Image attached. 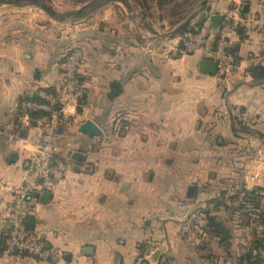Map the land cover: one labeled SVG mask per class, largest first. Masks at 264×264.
Listing matches in <instances>:
<instances>
[{"label": "crops", "instance_id": "obj_1", "mask_svg": "<svg viewBox=\"0 0 264 264\" xmlns=\"http://www.w3.org/2000/svg\"><path fill=\"white\" fill-rule=\"evenodd\" d=\"M154 1L168 13L154 23L146 0L145 29L130 10H95L93 24H69L18 9L19 1L0 5V264H264L255 247L263 226L248 206L214 210V192L241 199L264 186V0H207L192 19L223 15L214 32L231 22L224 73L199 69L211 59L203 51L172 52L178 35L167 34L201 0H183L188 10ZM214 44L213 33L207 48ZM71 46L81 52L84 96L65 103L60 64ZM46 88L66 104L56 137L67 172L39 201L31 229L53 254L2 257L11 192L40 133L21 125L18 104ZM85 119L101 134L79 131ZM203 211L226 235L207 226Z\"/></svg>", "mask_w": 264, "mask_h": 264}, {"label": "built area", "instance_id": "obj_2", "mask_svg": "<svg viewBox=\"0 0 264 264\" xmlns=\"http://www.w3.org/2000/svg\"><path fill=\"white\" fill-rule=\"evenodd\" d=\"M231 25L226 19L214 32L211 14H205L200 21H191L178 34L172 52L182 55L203 51L216 62L217 69L224 73L232 61L227 39ZM213 33L215 44L208 49L207 43ZM80 63L81 52L74 46L69 47L60 64V87L65 103L77 102L84 96L83 85L77 75ZM64 100H60L55 91L46 88L39 90L36 97L24 98L18 104L17 118L21 125H35L40 128V133L35 140L36 148L27 164L24 179L11 192L8 206L11 224L2 238V257L18 252L47 260L53 254L52 245L35 230L29 229L25 220L35 214L40 194L62 182L67 172L66 163L59 155L61 146L56 137L57 124L65 118Z\"/></svg>", "mask_w": 264, "mask_h": 264}, {"label": "rangeland", "instance_id": "obj_3", "mask_svg": "<svg viewBox=\"0 0 264 264\" xmlns=\"http://www.w3.org/2000/svg\"><path fill=\"white\" fill-rule=\"evenodd\" d=\"M41 1H44L45 3L49 4L60 13L77 9L83 4L89 3V8L87 9L88 11H86V13H84L82 16L79 17L65 19L62 21L64 23L70 24L72 22H78L80 19L87 18L86 20L88 21H85L86 24H90V23L93 24L94 21L93 20L89 21V20L91 18H94L95 10H130V15H132V19L134 18V21L130 20L131 22H136L143 29H145L144 26L146 25V0H124V2H121L119 0H41ZM179 1L182 3V5L180 6L177 5L178 8H182V10H188L190 3L182 2L183 0H179ZM98 2H101V4L97 7H94V5L97 4ZM147 2H149L150 5L153 6L151 8L152 14L151 16H149V19L152 20L154 23L159 21L160 14L167 15L168 10H157V8L155 7L156 3L154 0H147ZM125 3H127L128 5H126ZM13 7L14 5H4L3 8H13ZM15 7L23 10H27V9L35 10V12H40L41 14H44V16H48L57 21V18L49 15L47 12L43 11L40 7L32 4L29 0L19 1ZM124 22H127L125 16H124ZM222 191L223 190L219 191L218 193L214 192L216 193L214 199L215 200L217 199L215 205L218 206L214 210L216 214H219L220 216L224 215L225 212L230 211L232 206H237V204L239 203L238 195H232V197L230 196L225 197L223 196L225 194H222ZM236 193L239 194V192ZM260 200H261L260 209L256 212L264 211V196ZM224 203L230 204L231 208H227L229 206L226 207Z\"/></svg>", "mask_w": 264, "mask_h": 264}, {"label": "water", "instance_id": "obj_4", "mask_svg": "<svg viewBox=\"0 0 264 264\" xmlns=\"http://www.w3.org/2000/svg\"><path fill=\"white\" fill-rule=\"evenodd\" d=\"M21 0H0V5H7V4H13ZM32 4L40 7L43 11L47 12L49 15L57 18L59 21H63L68 18H73V17H79L82 16L87 9L89 8V3L83 4L77 9L74 10H69L63 13L58 12L55 10L52 6L49 4L45 3L44 1L41 0H29ZM121 2H124V0H119ZM207 0H201L199 7L196 9L195 12L190 14V16L181 24L176 26L171 32L167 34L168 37H174L178 34H180L184 29H186L192 19L197 15V13L201 12V10H204L206 7ZM101 4V2H98L97 4L94 5V7H97ZM126 4V3H125ZM93 7V8H94ZM92 8V7H91ZM211 18L213 20V27H217L219 20L223 18V15L221 14H212ZM199 69L201 71H206V72H213L216 69V62L212 59L209 58H202L199 62ZM79 131L82 133L88 135V136H93L97 134H101L102 130L100 129L99 126H97L92 120L90 119H85L81 122L79 125ZM50 197V192L49 191H44L40 194L39 196V201L40 202H45L48 198ZM34 220V216L30 215L27 217L25 220L26 226L31 229L32 228V223Z\"/></svg>", "mask_w": 264, "mask_h": 264}, {"label": "trees", "instance_id": "obj_5", "mask_svg": "<svg viewBox=\"0 0 264 264\" xmlns=\"http://www.w3.org/2000/svg\"><path fill=\"white\" fill-rule=\"evenodd\" d=\"M205 16V15H204ZM203 16V17H204ZM48 90L54 91L53 88H47ZM264 196V186L253 189V190H248L244 193L241 199H239V203L237 206H232L231 210L234 211L241 208V207H247L248 206V214H252V218L255 222L261 223L263 228L260 231V236L256 240L258 244L255 245V247H260L264 249V211L261 212H256L260 209V199ZM203 214L205 217L208 218V223L207 226L210 227V229L215 232L216 234H224L226 235V229L224 225L221 222H218L214 220V216L211 215L207 211H203Z\"/></svg>", "mask_w": 264, "mask_h": 264}]
</instances>
